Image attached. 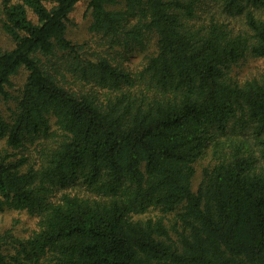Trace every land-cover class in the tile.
<instances>
[{"label":"trees","instance_id":"1","mask_svg":"<svg viewBox=\"0 0 264 264\" xmlns=\"http://www.w3.org/2000/svg\"><path fill=\"white\" fill-rule=\"evenodd\" d=\"M79 1L0 0V210L36 218L0 264H264V70L230 75L264 58V0H85L88 46Z\"/></svg>","mask_w":264,"mask_h":264},{"label":"rangeland","instance_id":"2","mask_svg":"<svg viewBox=\"0 0 264 264\" xmlns=\"http://www.w3.org/2000/svg\"><path fill=\"white\" fill-rule=\"evenodd\" d=\"M87 2L81 0L77 2L69 14V22L67 25V37L75 43H86L87 46L92 44V34L88 30L90 21ZM235 27L241 26V18L234 19ZM13 46L12 39L4 33L0 28V47L9 49ZM152 46V45H151ZM152 47L145 52H133L126 55L125 64L131 68H138L145 61V55L152 51ZM264 70V58L247 57L232 67L230 75L240 81L252 76L260 75ZM25 78V71L22 69L14 78L13 86L10 89L11 93L17 92ZM14 103L11 101L5 102L0 100V111L4 116H8L9 111L13 108ZM4 146L3 141H0V149ZM214 159L211 149L206 152L195 162L196 173L193 178L194 188L197 186L202 169L205 166L212 165ZM160 216L167 225L173 221L174 214H162L157 210L149 211L140 217H158ZM36 218L28 214L24 210L2 209L0 210V234L9 233L15 237H26L35 228Z\"/></svg>","mask_w":264,"mask_h":264}]
</instances>
